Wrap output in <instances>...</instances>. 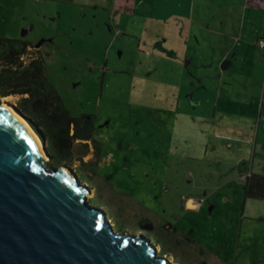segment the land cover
<instances>
[{
    "label": "rangeland",
    "instance_id": "1",
    "mask_svg": "<svg viewBox=\"0 0 264 264\" xmlns=\"http://www.w3.org/2000/svg\"><path fill=\"white\" fill-rule=\"evenodd\" d=\"M238 1L195 3L188 21L174 0H0V37L36 45L70 114L93 116L97 158L92 143L76 144L66 162L48 152L46 167L67 168L114 231L145 236L172 264H264V199L244 196L246 176L264 177V117L240 115L237 93L219 96L220 83L244 80L204 67L209 45L185 43L201 25L204 41L212 16L237 20ZM186 52L199 61L188 66ZM253 62L239 63L241 76ZM259 89L261 105L264 79ZM18 101L0 97L20 115ZM187 196L203 199L201 212L185 209Z\"/></svg>",
    "mask_w": 264,
    "mask_h": 264
},
{
    "label": "water",
    "instance_id": "2",
    "mask_svg": "<svg viewBox=\"0 0 264 264\" xmlns=\"http://www.w3.org/2000/svg\"><path fill=\"white\" fill-rule=\"evenodd\" d=\"M40 141L43 153L0 102V264H172L145 236L114 231L75 175L46 167Z\"/></svg>",
    "mask_w": 264,
    "mask_h": 264
},
{
    "label": "trees",
    "instance_id": "3",
    "mask_svg": "<svg viewBox=\"0 0 264 264\" xmlns=\"http://www.w3.org/2000/svg\"><path fill=\"white\" fill-rule=\"evenodd\" d=\"M34 46L29 41L0 37V97H19L16 111L47 144L53 160L68 161L76 144L87 148L89 142L93 144L97 158L99 147L94 140L93 116L70 114L46 74L45 59ZM79 161L81 166L96 165V161ZM244 196L264 199V177L246 176Z\"/></svg>",
    "mask_w": 264,
    "mask_h": 264
},
{
    "label": "crops",
    "instance_id": "4",
    "mask_svg": "<svg viewBox=\"0 0 264 264\" xmlns=\"http://www.w3.org/2000/svg\"><path fill=\"white\" fill-rule=\"evenodd\" d=\"M174 1L181 2V4L184 3V6L186 8L183 13V18H186L188 21H190V18L194 17L195 3H200L201 5L205 0ZM229 1L232 2V0ZM218 5L221 7V3H219ZM235 7L237 8L238 12L237 17H239L237 20H234L230 23V20H227V16H225L221 17V20L219 21L220 23H217L215 22V16H212V22L210 20H207V22L205 23V30H207V32L203 34L204 41H200V36H198L201 35L199 34L200 30L202 32V30L204 29L203 25H201V28H199L198 31L190 30L191 35H188V33L185 35V43H192V39H194V43L192 44L196 46V49H199L197 47H200L201 45H204V47H207L209 45L210 53L213 56V62H211V64L205 62L206 65H204V67H209V70L217 72V76H223L224 72L227 71L229 72V77L232 78L233 76H238L237 78H241V80H244V84L240 86L236 85L235 80H230V83L225 85H223V83H220L219 96L220 93L224 91H226L227 93H231V95H233L234 93L239 94L240 97L244 98V100L240 101L239 103L241 104V106L247 108V110H243L242 113L239 114L246 115L247 117H249V119L259 117V119L261 120V116L263 115L264 117V113L262 112V107L264 105L263 101L261 105L258 104V102H256L257 98H255V96L252 94H255L256 92H258V90H260L259 86L264 79V66H262L258 62V59L261 58L260 53L252 55V53L250 54L249 51L254 47L256 48L253 43V40L255 38V44L258 39H264V0H239L238 4H236ZM196 10L197 13L195 15V18L198 21L200 19L203 22V14V17L200 18L201 16L198 12L199 8H197ZM213 42L216 44L218 43L220 48H218L214 44L213 45L215 47L212 46ZM256 50L261 52L264 49H260L258 47L256 48ZM189 55L191 54H188V52H186L185 59H187ZM246 58H249V60H253L255 62L252 63L253 69L250 70L251 72L249 73V75L245 74L241 76L239 63L241 64L244 60H246ZM197 59L199 61V56L195 59V56L191 55L190 60H188L186 64L189 66L194 62V60H196L197 62ZM232 69H235L238 75H235V73L231 72ZM247 76H250V78L247 79ZM223 87H225L226 89L223 90ZM240 93H242L243 95H241ZM231 99L229 97H226L224 107L231 105ZM216 108L218 109V105ZM217 109L215 111H217ZM195 210L196 209H190L189 211Z\"/></svg>",
    "mask_w": 264,
    "mask_h": 264
},
{
    "label": "bare ground",
    "instance_id": "5",
    "mask_svg": "<svg viewBox=\"0 0 264 264\" xmlns=\"http://www.w3.org/2000/svg\"><path fill=\"white\" fill-rule=\"evenodd\" d=\"M1 107L7 110L11 115H13L27 129V131L33 136L34 140L36 141L39 150L43 153L42 143L38 138V136L34 133V131L29 127V125L25 121H23L18 115H16L13 112V110L9 106H7L4 102H1ZM45 160H47L46 157ZM188 207L193 208L191 202H188Z\"/></svg>",
    "mask_w": 264,
    "mask_h": 264
},
{
    "label": "flooded vegetation",
    "instance_id": "6",
    "mask_svg": "<svg viewBox=\"0 0 264 264\" xmlns=\"http://www.w3.org/2000/svg\"><path fill=\"white\" fill-rule=\"evenodd\" d=\"M20 40H23V41H26V40H24V39H20ZM36 47V45L34 46V48ZM188 202H191L192 203V206H193V208H189L188 207ZM202 203H203V199H196V198H192V197H189V196H187V197H185V209H187V210H190V209H196L195 211L196 212H201L202 211V209H203V207H202ZM195 211H192V212H195ZM177 228V227H176ZM178 229V228H177ZM181 232H182V234H184L183 236H187V234L186 233H184L182 230H181ZM173 234V232L172 231H169V229H168V233L167 234ZM184 237V238H185ZM171 238V237H170ZM170 241H174V239H170ZM200 250H201V252H202V254H204V253H206L205 252V250L204 249H201L200 248ZM207 254V253H206Z\"/></svg>",
    "mask_w": 264,
    "mask_h": 264
},
{
    "label": "built area",
    "instance_id": "7",
    "mask_svg": "<svg viewBox=\"0 0 264 264\" xmlns=\"http://www.w3.org/2000/svg\"><path fill=\"white\" fill-rule=\"evenodd\" d=\"M256 44L260 49H264V39H258Z\"/></svg>",
    "mask_w": 264,
    "mask_h": 264
}]
</instances>
